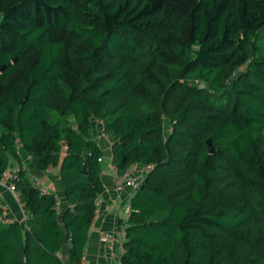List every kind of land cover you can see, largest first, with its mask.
<instances>
[{
    "label": "trees",
    "instance_id": "16d2710c",
    "mask_svg": "<svg viewBox=\"0 0 264 264\" xmlns=\"http://www.w3.org/2000/svg\"><path fill=\"white\" fill-rule=\"evenodd\" d=\"M2 65L0 176L21 145L58 167L67 206L19 169L29 216L0 223V264H64L65 242L79 264L102 190L92 119L119 170L150 165L121 264H264V0H0Z\"/></svg>",
    "mask_w": 264,
    "mask_h": 264
},
{
    "label": "crops",
    "instance_id": "0c3cea01",
    "mask_svg": "<svg viewBox=\"0 0 264 264\" xmlns=\"http://www.w3.org/2000/svg\"><path fill=\"white\" fill-rule=\"evenodd\" d=\"M92 129H94L92 130L94 139L100 144L97 134L98 128L95 121ZM16 152L19 158L10 157L7 170L16 173L19 169H22L30 182H32L33 178H37L39 183L45 188V192H53L57 195L60 198V212L58 211L60 216L62 209L67 206V201L64 196V188L59 177L58 167L49 165L44 170H40L32 161V156H29L21 145H17ZM100 174L102 190L98 196H102L103 202L99 206V215L93 218L88 238L84 245L83 253L86 255L87 264H108L106 248L100 243L99 234L101 231H109L112 229L120 213L119 201L121 197L128 192L127 189H123L120 195H115L111 191L112 178L109 173V166L106 162L102 163ZM16 194H18V192H16ZM13 221H18L21 227L26 225V222L22 219V209L14 193L0 185V223L2 226L6 227ZM57 253L64 264H69L68 242L63 243Z\"/></svg>",
    "mask_w": 264,
    "mask_h": 264
},
{
    "label": "built area",
    "instance_id": "2783aa9c",
    "mask_svg": "<svg viewBox=\"0 0 264 264\" xmlns=\"http://www.w3.org/2000/svg\"><path fill=\"white\" fill-rule=\"evenodd\" d=\"M97 125V134L99 143L102 149V154L98 157L99 162H106L109 166V173L112 178L111 191L115 195H120L123 189H127L128 192L120 199L119 203V215L117 216L115 223L111 230L101 231L99 234L100 243L106 248V257L108 258V264H121L120 256L124 251V242L126 240V227L128 225V219L131 216L132 208L130 207V197L133 192L139 188L143 182L145 176L139 177L135 171L126 168L119 170L117 166L112 162V154L110 151V138L108 133L104 129L102 120H95ZM31 156V154H29ZM145 171L150 168V165L143 167ZM16 177V173H12L9 170H4L0 176V185L6 187L14 193L16 199L19 202L18 194H16V188L13 182V178ZM35 187L39 189L41 193H45V188L39 183L37 178H33L31 182ZM103 202L102 196L96 197L94 204V216L99 215V206ZM60 199L55 195V205L58 207ZM22 209V219L26 222L28 212L25 211L22 204L19 202ZM79 264H87V258L84 253L80 256Z\"/></svg>",
    "mask_w": 264,
    "mask_h": 264
},
{
    "label": "rangeland",
    "instance_id": "374dc122",
    "mask_svg": "<svg viewBox=\"0 0 264 264\" xmlns=\"http://www.w3.org/2000/svg\"><path fill=\"white\" fill-rule=\"evenodd\" d=\"M240 68H243V66H241ZM92 121H93V124H94V121H95V120L92 119ZM92 130H94V129H92ZM167 130H168V128H167V122H166V120H165V133L167 132ZM130 169H132L133 171H135L136 174L139 175V177L145 176L146 173H147V171H145L144 168H140V167H139L138 165H136V164L131 165V166H130Z\"/></svg>",
    "mask_w": 264,
    "mask_h": 264
},
{
    "label": "water",
    "instance_id": "95a60500",
    "mask_svg": "<svg viewBox=\"0 0 264 264\" xmlns=\"http://www.w3.org/2000/svg\"><path fill=\"white\" fill-rule=\"evenodd\" d=\"M4 67H5V66L2 65V66L0 67V71H2V70L4 69ZM206 142H207V146H208L209 152H212V151H213V147H212V144H211V140L208 138V139L206 140ZM82 171L85 172V169L83 168Z\"/></svg>",
    "mask_w": 264,
    "mask_h": 264
}]
</instances>
